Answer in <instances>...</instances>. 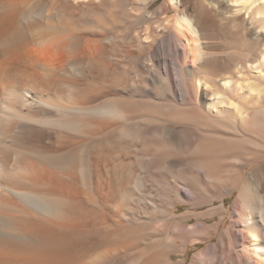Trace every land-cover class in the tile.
<instances>
[{"label": "bare ground", "instance_id": "bare-ground-1", "mask_svg": "<svg viewBox=\"0 0 264 264\" xmlns=\"http://www.w3.org/2000/svg\"><path fill=\"white\" fill-rule=\"evenodd\" d=\"M153 1L0 0V264H264V153L239 161L229 208L222 198L176 216L179 203L214 201L181 181L165 209L148 200L166 215L158 223L124 211L147 199L135 194L136 169L182 167L144 148L191 129L176 116L143 124L140 105L264 135V0H165L149 11ZM201 160L191 169L211 177Z\"/></svg>", "mask_w": 264, "mask_h": 264}, {"label": "rangeland", "instance_id": "rangeland-1", "mask_svg": "<svg viewBox=\"0 0 264 264\" xmlns=\"http://www.w3.org/2000/svg\"><path fill=\"white\" fill-rule=\"evenodd\" d=\"M164 1L165 0H154L149 5L148 10L149 11L155 10ZM166 14L169 16H171L172 14L174 15V11H168V13H166ZM153 19H152V21H157L158 19H161V18L156 15ZM149 22H151V21L149 20ZM168 54L171 55L172 53H168ZM218 67L222 70L228 69L227 65H225V64H222ZM262 70H264V66H263ZM262 70L260 71V69H258L255 71H257V72L260 71L259 73H261ZM250 73H252V71H250ZM262 73H264V72H262ZM261 85L264 86V83ZM157 92H158V94H162L161 89H158ZM145 106H147V105H145ZM145 106L140 105L138 112H136L134 115L135 116L134 118H136V119L139 118V120H141L143 124L150 125V124H154V123H159V122H163V121H167L169 119H172V117L176 116V118H179L180 120H183V121L191 124L190 125L191 129H190V131H188L186 133H182L184 135H182V136L179 135L180 137L176 135V137H175V144L176 145H174V144L168 145V144H164L163 142L162 143L157 142L155 146L154 145L149 146V147L147 146L148 148L145 147L144 150L142 151L141 155L144 156L145 158L146 157H151L154 159L159 158V160L165 159V158H172V159H176L178 161H181L182 167L180 168V170H179V168H177L178 170L164 171L165 174L163 172L162 173L158 172V174H156V175H155V171L151 172L152 174L150 172H149L150 174H148L147 171L145 172V170H143L142 168L136 169L137 170L136 174L139 175V173H140V175L138 176L139 177L138 179L141 181V179L143 180L145 177V179H147V180H145V179L143 180L144 181L143 187H140V189H136L135 194L138 197H140V193L142 191H143L142 193H144V191H145L144 194H147L146 195L147 199L145 201V198H144V200H143L144 203L142 200H141L142 203L141 202L139 203L138 202L139 198H137V197L133 198L132 200L131 199L127 200V204L125 203V207L127 210L124 209V211L125 212L127 211L126 213L128 214L130 221L131 222H136V221L138 222L139 221L138 222L139 224H143V225L146 224V226L147 225L151 226L152 224L158 223V221H160L161 219L163 220L164 217H166V215L164 217L163 216L158 217V215L156 216V214H153L152 208L148 204V202H149L148 200L157 201L158 203L163 205V207L165 209L167 207V200L169 197H170V199H172L176 196V197H179L181 199L182 196L180 195V193L176 194L177 192L175 191L176 190L175 188H177L178 185H180L181 181L184 182L189 188H191L192 190H194L196 192L198 200H206V199L211 198L214 201L211 204L202 205L201 207L196 208V209L191 208L189 203H179V204H177V207L175 208L176 216H180L184 213L192 212V211L201 212V211H205L207 209H210L214 206H217V205L219 206L222 202V200H221L222 198H223V203H224L225 207L229 208L234 197H235V191L236 190H234L231 193L229 191L235 186V183L238 182V177H239V164L238 163H239V161H245L248 158H251L257 152L264 153V135H262L261 133L249 131V130H247V128L244 129V127L239 125V124L230 123L228 121L221 120L220 118H215V119H211L210 121H208V119H205V118L202 119L203 116H200V114H199V119H198L197 118L198 115L193 114L192 112H190L184 108H182L180 110H176L175 112H179V114L176 113V115H175V112H172V111H169V112L160 111L158 109L156 110L155 107H154L155 108V110H154V108L152 109V108H150V106H147L151 109L150 110L149 108H147ZM151 107H153V106H151ZM182 107H184V106H182ZM182 113H184V114H182ZM186 114L189 115V119L187 118V116L184 118V116ZM193 116L194 117L196 116L195 117L196 119H194ZM142 117H147L148 119L142 118ZM149 118H153V119H149ZM205 142H210L209 143L210 145H208ZM161 144H163L164 147H163V145L161 146ZM213 144H214V147H213ZM216 144H217V146H216ZM158 145H160V146H158ZM211 145H212V147L210 148ZM207 146H209V147H207ZM215 146H216V148H215ZM161 147H163V148H161ZM198 148H199V150H197ZM194 149L197 150L198 153H195L197 151L193 152ZM204 149L205 150L207 149V150L205 151ZM200 150H203L204 152H202ZM145 151H146V153H145ZM191 159H193V160H191ZM188 160L191 162L201 160L202 162L204 161V163L210 165L211 167L213 166L212 170L213 169L214 170H213L212 176L208 178V176H206V175H200L198 170H196L194 168L191 169L192 167H190V162ZM208 160H212V161H208ZM183 163L184 164L186 163L185 164L186 166L188 164L189 165L186 167ZM186 168H188V169H186ZM248 170L249 169H247V171ZM247 171H245V173H247ZM172 174H177L178 177L177 176L174 177L175 175L172 176ZM216 174H218V175H216ZM144 175H146V176H144ZM147 175H148V177H147ZM141 176L143 178H141ZM213 176H216V178H214ZM150 177L151 178L154 177L153 179H156L155 183H154V180H153V183H151V181L148 180V179L151 180ZM143 181H141V182L143 183ZM148 181H149V183H148ZM157 181H158V183H157ZM159 181H160V183H159ZM145 183H147L149 186H146L147 184H145ZM145 186L148 187V189ZM158 186L168 188L167 191H169V189H171L172 192L167 195L168 192L165 191V193H161V194L157 195L156 190L159 189ZM144 188H146V190H148V191H146ZM154 189H155V192H154ZM149 191H150V193H149ZM163 195H166V196L164 197ZM159 196H161V197H159ZM132 201H133V203H132ZM145 202L147 203V205L145 204ZM135 203H136V205H135ZM128 204H130L131 206ZM127 206L130 207V209H128ZM131 208H133L132 211H131ZM136 208L137 209L139 208V209L137 210ZM141 209H142V211H141ZM135 210H136V212H135ZM138 215H140V216H138ZM149 215H150L151 220L148 217ZM220 218H221V215H215V216L208 217L207 221L209 223H212V222L219 220ZM148 219H149V221H148ZM178 220L179 219L176 217L172 223L174 224ZM197 220H199V218L196 216H192L189 219V221L192 223L197 222ZM228 224H229V218L227 216L225 223H224V226H227ZM206 243L207 242L202 241V242L197 243L198 245L197 244L189 245V248H187L186 257L189 258L190 255H192L197 250L201 249L203 246L206 245ZM181 258H183V257H181Z\"/></svg>", "mask_w": 264, "mask_h": 264}]
</instances>
